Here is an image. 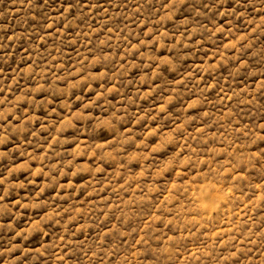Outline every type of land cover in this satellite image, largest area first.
Listing matches in <instances>:
<instances>
[{"label": "clouds", "instance_id": "1", "mask_svg": "<svg viewBox=\"0 0 264 264\" xmlns=\"http://www.w3.org/2000/svg\"><path fill=\"white\" fill-rule=\"evenodd\" d=\"M11 2L0 264H264V0Z\"/></svg>", "mask_w": 264, "mask_h": 264}, {"label": "rangeland", "instance_id": "2", "mask_svg": "<svg viewBox=\"0 0 264 264\" xmlns=\"http://www.w3.org/2000/svg\"><path fill=\"white\" fill-rule=\"evenodd\" d=\"M0 7L6 9L5 15L0 16V23L5 24V27L8 29L9 32H11L13 26L18 27L20 25L19 17H21L23 14V7L12 3L11 0H6L5 4ZM173 187H175V185H173ZM168 198V196L164 197V199Z\"/></svg>", "mask_w": 264, "mask_h": 264}]
</instances>
